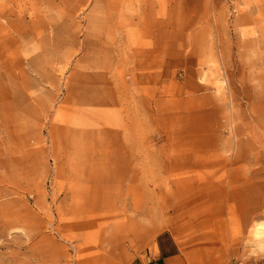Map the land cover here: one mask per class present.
Instances as JSON below:
<instances>
[{
    "label": "rangeland",
    "instance_id": "1",
    "mask_svg": "<svg viewBox=\"0 0 264 264\" xmlns=\"http://www.w3.org/2000/svg\"><path fill=\"white\" fill-rule=\"evenodd\" d=\"M162 232L264 264V0H0V264H150Z\"/></svg>",
    "mask_w": 264,
    "mask_h": 264
},
{
    "label": "crops",
    "instance_id": "2",
    "mask_svg": "<svg viewBox=\"0 0 264 264\" xmlns=\"http://www.w3.org/2000/svg\"><path fill=\"white\" fill-rule=\"evenodd\" d=\"M88 80V79H87ZM71 85L75 88L86 90L87 92L96 91L99 94L114 93L117 85L114 84L110 74L101 72L96 75L94 80L75 82L72 79ZM150 264H187V257L183 253L180 244L173 236H166L165 232L160 233L152 244L150 255L147 256Z\"/></svg>",
    "mask_w": 264,
    "mask_h": 264
}]
</instances>
